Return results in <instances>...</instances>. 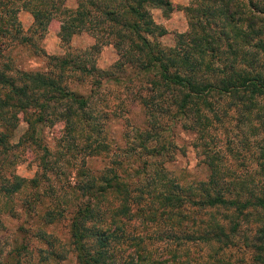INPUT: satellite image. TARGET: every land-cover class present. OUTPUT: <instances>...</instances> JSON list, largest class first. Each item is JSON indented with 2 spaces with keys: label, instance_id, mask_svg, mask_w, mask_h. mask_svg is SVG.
<instances>
[{
  "label": "trees",
  "instance_id": "1",
  "mask_svg": "<svg viewBox=\"0 0 264 264\" xmlns=\"http://www.w3.org/2000/svg\"><path fill=\"white\" fill-rule=\"evenodd\" d=\"M67 1L0 0L1 56L30 40L22 33L20 10L31 16L30 35L41 38L56 20L65 43L81 31L94 39L87 49L64 56L37 50L44 71L12 67L9 58L0 63V210L13 216L6 201L26 191L24 215H37L41 225L68 220L67 247L42 227L33 229L44 245L38 263L70 255L75 264H264V0H189L180 7L187 29L175 33L170 46L159 42L167 31L150 13L160 8L168 16L170 0H73V7ZM105 44L117 58L102 70L94 56ZM126 69L140 80L136 89L144 94L138 90L132 99L146 118L125 153L138 148L153 159L141 160L128 180L111 166L98 172L85 166L108 151L101 125L115 114L107 103L95 112L90 99L101 79L121 82ZM67 70L91 78L86 96L68 88ZM17 117L24 128L12 142ZM227 118L246 124L254 136L248 174L222 167L219 148L206 140L200 143L206 179L182 186L167 175L162 161L172 159L174 145L163 136L172 123L214 139L210 127ZM41 123L60 128L52 151L41 144ZM32 148L40 151L36 170L22 177L13 168ZM62 164L74 173L56 195L43 182L63 174ZM147 228L156 236L141 233ZM152 240L163 242L164 250L151 249ZM16 252L2 258L0 251V264H17Z\"/></svg>",
  "mask_w": 264,
  "mask_h": 264
},
{
  "label": "rangeland",
  "instance_id": "2",
  "mask_svg": "<svg viewBox=\"0 0 264 264\" xmlns=\"http://www.w3.org/2000/svg\"><path fill=\"white\" fill-rule=\"evenodd\" d=\"M174 5L170 14L167 17L161 16V11L152 8L150 10L151 17L156 23H160L165 27L166 33L158 37L162 45L170 46L174 44V34L183 32L187 29V17L180 7L189 4V0H171ZM66 4L70 7L75 5L73 0H68ZM18 20L21 25L23 35L30 37L27 45L13 47L9 52L3 50V55H0V63L9 58L12 67L30 70V71H44V57L37 54V50H41L47 55L64 56L67 52L71 54L87 49L94 39L86 32L81 31L71 35L68 43L60 40L58 37L59 23L56 20L50 21L43 36L40 38L36 34L29 33L31 25V16L27 11L20 10L17 13ZM8 55H7V54ZM95 64L98 68L105 70L109 69L117 56L113 47L110 44L103 45L100 50L95 54ZM68 73V88L86 96L89 93L91 86V78L86 77L80 79L76 72L66 71ZM131 69H126L121 82L113 80L101 79L100 86L95 88L94 94L90 99V106L94 108L95 112L101 107V104L107 103L115 114L108 115L107 119L102 121L104 136L103 142L107 145L108 151L102 152L97 156H92L86 160L85 166L92 171H102L106 166L113 167L116 172L120 173L123 179L128 180L133 176V171L140 164L141 160L151 162L153 159L144 154L138 153V148L133 153L126 154V150L133 143L134 129H142L145 126V114L141 106L133 100L134 94L139 90L144 94L142 89H136L138 79L133 75ZM141 86V85H140ZM168 120V119H167ZM169 121V120H168ZM255 121V120H254ZM238 123V124H237ZM248 123V122H247ZM249 124V123H248ZM246 124L236 122L229 118L224 119L222 123H215L210 127V136L215 134V138L206 137L205 135L200 138L195 133L196 130H182L179 124L172 123L170 130L163 136L168 139L169 143L174 146L171 147L172 159L170 161L165 158L162 161L163 167L166 169L167 175L175 177L178 183L182 186L193 184L197 181L206 179L209 170L204 157V150L200 146L203 141H209L210 145L215 144L219 148V153L222 158L223 166L228 171L240 173L244 175L249 173L252 169L254 162L251 160V151L253 147L254 136L249 129L246 130ZM24 122L21 117H17V122L14 125L13 136L11 141L14 142L16 137L23 131ZM37 133L41 139V144L46 145L50 151L54 150V146L58 143L61 137L60 128L41 123L37 127ZM207 138V139H206ZM245 139V140H244ZM211 140V141H210ZM194 143L196 145L194 146ZM245 143V144H244ZM136 144L135 142L133 143ZM40 153L39 150L31 149L26 152L23 159L17 163L13 170L16 174L22 177H32L36 170L35 158ZM163 158L161 157L160 160ZM64 173L56 176L49 175V181H44V185L50 184L54 187V192L58 195L60 186H65L67 175H73L74 170L64 164ZM148 168V167H147ZM71 169V171H70ZM150 168H148V171ZM224 170V169H223ZM69 171L71 174H68ZM65 173H67L65 175ZM143 179V178H141ZM28 192L21 191L19 194L13 196L6 202L10 201V207L14 211V215H9L8 210L1 207L0 210V251L1 257L11 253L12 249H16L17 264H42L38 263V249L44 245L32 236V231L36 227L42 229L56 237L59 243L68 245V220L62 216L59 220L50 225H41L38 216L35 214L24 215L21 210L22 201ZM54 196V195H53ZM52 196V197H53ZM3 198H0V206ZM47 200H45L46 202ZM42 208H39V212ZM147 222V220H144ZM136 230L142 228L136 227ZM141 233H146L150 237L156 234L150 229H144ZM157 233V232H156ZM164 243L161 241L152 240L151 249L155 251H163ZM15 247V248H14ZM192 251L194 250L191 248ZM241 251H237L236 257L242 256ZM0 257V258H1ZM245 257V255H244ZM12 263H15L12 261ZM49 264H75L73 258L69 255L67 260L63 262H50Z\"/></svg>",
  "mask_w": 264,
  "mask_h": 264
},
{
  "label": "crops",
  "instance_id": "3",
  "mask_svg": "<svg viewBox=\"0 0 264 264\" xmlns=\"http://www.w3.org/2000/svg\"><path fill=\"white\" fill-rule=\"evenodd\" d=\"M171 1V0H170ZM172 2V1H171ZM154 9H156V10H159V11H161V16H163L162 15V10L160 9V8H154ZM170 14V13H169ZM164 17V16H163ZM165 17H167V16H165ZM155 22V21H154ZM156 23V22H155ZM158 24H160V23H158ZM164 27V26H163ZM165 28V27H164Z\"/></svg>",
  "mask_w": 264,
  "mask_h": 264
}]
</instances>
